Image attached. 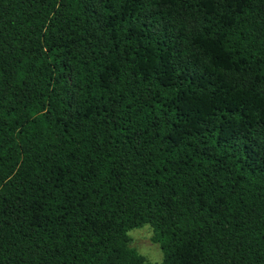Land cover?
Segmentation results:
<instances>
[{
	"label": "trees",
	"instance_id": "trees-1",
	"mask_svg": "<svg viewBox=\"0 0 264 264\" xmlns=\"http://www.w3.org/2000/svg\"><path fill=\"white\" fill-rule=\"evenodd\" d=\"M264 264V0H0V264Z\"/></svg>",
	"mask_w": 264,
	"mask_h": 264
},
{
	"label": "rangeland",
	"instance_id": "rangeland-1",
	"mask_svg": "<svg viewBox=\"0 0 264 264\" xmlns=\"http://www.w3.org/2000/svg\"><path fill=\"white\" fill-rule=\"evenodd\" d=\"M128 235L131 239L129 247L143 256L146 262L153 264L162 262V252L159 246L152 241L154 233L149 225L133 229L128 232Z\"/></svg>",
	"mask_w": 264,
	"mask_h": 264
}]
</instances>
